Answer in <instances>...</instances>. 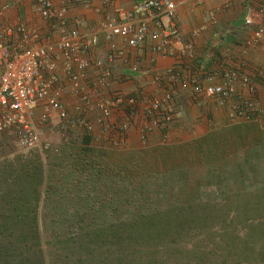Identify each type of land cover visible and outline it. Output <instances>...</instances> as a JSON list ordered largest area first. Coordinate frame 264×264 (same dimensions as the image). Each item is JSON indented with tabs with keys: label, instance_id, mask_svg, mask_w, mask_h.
Returning a JSON list of instances; mask_svg holds the SVG:
<instances>
[{
	"label": "rangeland",
	"instance_id": "374dc122",
	"mask_svg": "<svg viewBox=\"0 0 264 264\" xmlns=\"http://www.w3.org/2000/svg\"><path fill=\"white\" fill-rule=\"evenodd\" d=\"M240 127L243 134L234 140H161L146 149L139 165L133 161L124 170L117 158L102 171L80 173L61 161L52 165L40 150L5 159L0 164L1 252L12 251L19 258L35 255L33 260L44 264H169L172 260H162V255L183 253L170 240L180 241L187 232L189 249L199 244L205 260L213 251L216 264H264V126ZM38 157L40 184L31 164ZM15 171L29 173L32 180L21 185L6 181ZM39 192L37 209L31 212ZM202 203L214 210L205 213ZM182 206L201 210L195 222L186 220L192 228H173L163 242L167 246L156 248V229L145 226L142 218ZM13 207L22 209L24 224L18 230L14 226L21 219ZM34 217L40 243L28 224ZM20 234L27 237L23 244L16 242Z\"/></svg>",
	"mask_w": 264,
	"mask_h": 264
},
{
	"label": "built area",
	"instance_id": "2783aa9c",
	"mask_svg": "<svg viewBox=\"0 0 264 264\" xmlns=\"http://www.w3.org/2000/svg\"><path fill=\"white\" fill-rule=\"evenodd\" d=\"M74 1L90 7L93 0ZM24 2L31 3L40 25L2 24L11 6H0V141L16 153L50 149L43 136L54 123L64 135L89 136L98 127L95 140L107 139L115 147H125L133 130H139L143 139L152 130L167 132L176 122L187 89L192 99L207 98L220 105L236 97L235 83L241 80L236 67L223 70L221 84L209 83L213 76L205 69H182L183 63L195 57L180 30L176 0H130L129 10L117 9L98 28L110 42L105 61L92 55L99 45L98 34L87 36L70 27L66 8H58L52 0H17ZM151 35L158 39L150 47L151 62L161 56L180 63L156 74L150 91L131 96L114 90L107 96L104 90H110L112 83L126 81L115 74L118 62L129 64L132 73L141 72L139 62L130 63V57L132 51L146 48ZM261 37L259 30L248 44L256 45ZM116 39L124 47H118ZM174 43L182 46V52H177ZM93 71L98 72L95 78ZM70 97L81 102L76 112L70 107ZM233 111L247 121L259 113L246 100L236 102Z\"/></svg>",
	"mask_w": 264,
	"mask_h": 264
},
{
	"label": "crops",
	"instance_id": "0c3cea01",
	"mask_svg": "<svg viewBox=\"0 0 264 264\" xmlns=\"http://www.w3.org/2000/svg\"><path fill=\"white\" fill-rule=\"evenodd\" d=\"M176 1L180 30L186 42L192 45L195 57L194 61L183 63L182 69L188 67L193 71L205 69L213 76L209 83L221 84L224 82L222 76L225 68L236 67L241 74V80L235 83L236 97L225 105L207 98L192 99L187 89L182 95L176 125L170 127L166 135L158 130H152L147 132L143 139L139 130L131 132L126 148L134 153L156 147L161 140L188 143L202 137L223 139L228 136L231 140L239 139L240 132L243 134V128L241 129L240 126L255 123L259 127L261 123L264 126V0ZM52 2L58 8H66L70 27L78 28L87 36L98 34L99 45L92 53L97 61H105L110 44L104 34L98 33L99 25L113 16L117 9L129 10L132 6L130 0H93L90 7H84L74 0H52ZM7 4L11 6V10L1 20L2 24L25 21L38 26L42 23L31 3L18 4L17 0H0V6ZM248 21L251 23L247 24ZM259 30L262 31L261 39L256 45H249L248 42ZM115 42L118 47H124L120 39H116ZM157 42L158 39L151 35L143 51H132L130 63L138 61L141 66L140 73H132L129 64L118 62L115 65V74L126 81L112 83L110 90H104L107 96L114 90H121L131 96L150 91L153 89L151 81L156 74L160 75L180 63L173 58L161 56L154 57L151 62L150 47ZM173 47L177 52H182L180 44L174 43ZM97 74L98 72L93 71V78ZM241 100L254 105L259 111V120L253 123L235 115L233 106ZM69 104L75 112L81 107V102L72 97L69 98ZM95 117L96 113H92V118ZM51 126L46 129L43 136V140L51 144L50 153L46 154L48 150L44 151V149L40 151L42 154L45 153L41 156L45 160L48 159L52 165L61 161L65 167L74 166L77 172L88 173L90 167L88 163L99 157L97 153L103 152L107 160L114 159L112 153L116 150H113L112 142L107 139L95 140V135L99 133L98 127H95L92 135L87 137L89 142L86 144L84 140L86 135L83 133L64 135L58 132L56 123ZM0 144V162L18 154L2 139Z\"/></svg>",
	"mask_w": 264,
	"mask_h": 264
},
{
	"label": "trees",
	"instance_id": "16d2710c",
	"mask_svg": "<svg viewBox=\"0 0 264 264\" xmlns=\"http://www.w3.org/2000/svg\"><path fill=\"white\" fill-rule=\"evenodd\" d=\"M258 114L259 113H255V115L253 116V118L250 122L254 123V121L259 120L260 117L258 116ZM175 125H176V122L173 124V126H175ZM165 133L166 132H164L163 135H166ZM85 137H86L84 139L85 143L88 144V142H89V139L87 138L88 136H85ZM113 150H116V152L112 153V155L114 154L113 155L114 159H117V158L120 159L119 160V164H120L119 166L122 170L125 169V167L128 165V163H130V162L133 163V161L135 162V163H133V165H136V166L139 165L140 164L139 158L142 159V157H145V155L147 154L146 151L137 152V153L128 151V148H126V146L125 147H115L114 146ZM44 151H46V150H44ZM31 152H34V151H31ZM31 152H28V153H31ZM48 153H50L49 149L46 152V154H48ZM97 155H99V157H97L96 159H92L88 163V165L90 166L88 173L93 174V173L98 171V169H97L98 167L102 171L105 165H107V166L112 165L113 161L111 162V160H107L105 158L106 155L103 154V152H99V153H97ZM18 156H21V155H18ZM18 156L14 157V158H18ZM14 158H12V159H14ZM40 158L39 157L35 158L37 162L32 161L33 163H31V164H33L32 165V168H33L32 174H34L36 176V178H38L40 180L39 184L41 183V179H42V170H41L42 165L40 162V160H41ZM101 160H104V163H106L104 165L102 164V167L99 166V163L101 164ZM117 161H115V162H117ZM2 163H5V160L0 162V164H2ZM121 169H120V173H121ZM29 179L32 180V178L29 176V173H23L22 174V171H20V172L15 171L14 173L10 174L8 176V178H5L6 181L14 183L16 185H21V183L25 182V181L28 182ZM40 196H41L40 192L38 193V196H35V199L32 202L34 204V206L32 204L31 212H33V208L37 209L38 204L36 205V203H38L37 201H39ZM202 204L205 206L204 208H202V210L205 211V213H206L207 209H209V208L211 210H214V207H212L211 205L206 204V203H202ZM218 209H221V208L219 207ZM21 210L22 209H20L19 207H13V210H12L13 212H15L16 216L19 219H21V221H17L15 223L14 229L16 228V230H18L21 227V225L24 224V222H22L23 217L19 216V214L21 213L20 212ZM216 210H217V206H216ZM198 211H201V210H198L197 206H182V207H177V208H174L171 210H166L164 212H158V213L156 212V213H152L150 215H146L142 218V221H143V224H145V226H149L151 228L156 229V235H155L156 239H154V241L157 244L156 248H160L162 245L167 246L163 242L167 241L173 235V228L176 227L179 229H186L189 226V224H187L186 220L192 219L195 222L196 221L195 217H196V215H198ZM23 212L24 211H22V213ZM229 222H231V221H229ZM28 224L31 225L30 229L33 230V232H34L32 234V237H34V239H36L37 242L40 243L39 239H38L39 234L37 233V219L35 217L32 218L30 220V222H28ZM4 227H7V223H5ZM188 228H192V227H188ZM189 231H191V230L189 229ZM185 235H187V232H186V234L181 236L182 239L180 241L170 240L171 242L178 244L179 245L178 247L181 249V252H183V253H180V251L178 250V255H179L178 257L174 256V257L170 258L171 256H168L167 258H165L164 255H162L161 259L162 260H167V259L172 260V262H170L169 264H182V262H185V264H203V262L205 260V255H206V252L204 251L205 249H203L199 244H193L192 243V250H190L189 246L187 245V241H186V237H188V239H189L190 235L184 237ZM25 238H27L25 235L20 234L19 236H17L16 242H20L21 244H23L22 242L25 240ZM203 239L201 240V242L203 241ZM2 240H4V238H0V246H1ZM159 243H163V244H159ZM13 253H15V252H13ZM13 253H12V251H8L5 253V252H1V250H0V264H44L43 261H40L39 258L36 260H33L35 255H33V258L32 257L30 258V257H24L22 254L19 258L18 256H16V254H13ZM211 256H212V258L210 260H205V261H208L209 264H216L215 258L217 256V254H215L213 251H211L208 253V257H211ZM150 261H152V260H150ZM162 263L165 264L166 262H160V264H162ZM204 264H205V262H204Z\"/></svg>",
	"mask_w": 264,
	"mask_h": 264
}]
</instances>
